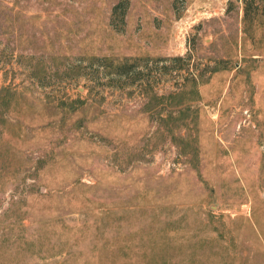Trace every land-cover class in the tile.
Masks as SVG:
<instances>
[{
	"label": "rangeland",
	"instance_id": "rangeland-1",
	"mask_svg": "<svg viewBox=\"0 0 264 264\" xmlns=\"http://www.w3.org/2000/svg\"><path fill=\"white\" fill-rule=\"evenodd\" d=\"M256 1L0 0V264H264Z\"/></svg>",
	"mask_w": 264,
	"mask_h": 264
},
{
	"label": "trees",
	"instance_id": "trees-1",
	"mask_svg": "<svg viewBox=\"0 0 264 264\" xmlns=\"http://www.w3.org/2000/svg\"><path fill=\"white\" fill-rule=\"evenodd\" d=\"M244 2V15L247 16L249 13H254L255 10H257L259 8V5L257 3L256 0H243ZM117 9L116 7H114V10ZM95 58L97 61H102V60H107V58H103L100 59L99 57H93ZM129 60H131V58H124L122 62L118 63L116 65V72L118 73H122V72H128L130 70V66L131 63Z\"/></svg>",
	"mask_w": 264,
	"mask_h": 264
}]
</instances>
